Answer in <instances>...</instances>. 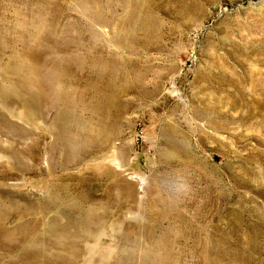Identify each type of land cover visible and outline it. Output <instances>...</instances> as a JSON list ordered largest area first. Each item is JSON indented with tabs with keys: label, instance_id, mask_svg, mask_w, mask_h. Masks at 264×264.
Returning a JSON list of instances; mask_svg holds the SVG:
<instances>
[{
	"label": "rangeland",
	"instance_id": "obj_1",
	"mask_svg": "<svg viewBox=\"0 0 264 264\" xmlns=\"http://www.w3.org/2000/svg\"><path fill=\"white\" fill-rule=\"evenodd\" d=\"M82 1L0 0V200L43 203L10 207L0 264H117L161 238L169 264H264V0H194L187 11L193 0H152L148 46L140 32L127 53L109 42L121 2L100 1L110 27L92 29L107 41L91 36ZM110 56L127 62L115 71L118 109H106L115 135L70 162L59 111L45 101L31 115L8 73L14 63L43 76L57 65L87 101V68ZM9 146L25 165L8 159Z\"/></svg>",
	"mask_w": 264,
	"mask_h": 264
},
{
	"label": "bare ground",
	"instance_id": "obj_2",
	"mask_svg": "<svg viewBox=\"0 0 264 264\" xmlns=\"http://www.w3.org/2000/svg\"><path fill=\"white\" fill-rule=\"evenodd\" d=\"M100 1H102V0H83L81 3V12L80 13H81L82 17H85L86 23L90 28L89 32H90L91 36L95 39L102 38V39L108 41L109 38L108 39L104 38L105 36H103V34L101 32L95 31L96 28L92 29L94 25H97V27L98 26L110 27V21L111 20H108L107 17L105 16L104 8L103 7L101 8ZM107 1L108 2H113V1L121 2V3H119L121 12L118 14L119 26L112 29V33H111L112 37H110L109 42L113 43V46H115V48L119 49L122 53L131 52L134 50L133 47L136 45V43L139 40H142L143 36L140 38L139 34H140V32H143L142 35H145L144 38H146L144 40V43L146 46H148L150 33H151V30L153 29V26H152L153 23L152 22L155 19V17L153 16V14L151 12V9H150V5L152 4V0H107ZM159 1L163 2L164 0H159ZM195 3L196 2L193 0L188 4H185V6H186L185 11L192 10L195 6ZM117 6H118V4H117ZM117 13L115 12V14H117ZM188 18H190V16ZM44 36L53 37V33L51 31V28H49L48 32L45 31L43 33L42 37H44ZM42 41H43V39L40 40V43ZM39 49H41V48H39ZM50 49L52 52L57 51L56 48H50ZM61 50L67 51L68 48L67 47L61 48ZM30 54H33V52ZM55 60L56 59H54V61ZM126 63L119 61L117 56L116 57L110 56V58H108V59H102L99 61L97 60L96 62L90 64V67L87 68L89 70L88 78H90V83L89 82L85 83V81H84V86H86L85 87L86 90L90 91V93H91V96H90L89 100H87V101L84 98L85 95L83 93H81V92L79 93L77 90H74V89L73 90L68 89L65 86V84H62L60 82L62 78H61V73L57 69V65H55L51 69V71L45 73V75L43 76V73H41V68H39V67H34L32 65L28 66L25 63H16V64L14 63L10 69V72L8 73V78L11 80L10 81L11 89H13L16 93H18L19 96H21L23 103L27 106H32V107L34 106L35 107V110L30 108V110L33 112L31 115H37L38 116L39 115V106L41 103H43L45 101L51 102L56 107V109L59 111L60 116L57 117L54 120V122L57 124L60 123L61 133H60L59 138L61 139L62 152L64 153L66 160H70V162H75V161L77 162L79 160L78 158L81 155L82 156L86 155V153L89 152L90 147H96V149L101 150L105 146L106 142L108 140H110L111 138H113L115 135L116 128H117V121L115 119H113L112 116H110L109 111H107L106 109L108 108L107 106H110V105L111 106L114 105L115 106L114 108L118 109L117 108L118 107L117 102L119 100L118 99V96H119L118 92H120L121 89H118V87L116 85V82H115V76H116L115 74L116 73H115V71L117 68H120V67L122 68L123 66H125ZM83 66H80L79 64L77 65V67H79L81 71L86 69ZM74 81H76V79L72 80V82H74ZM126 88H129L128 83L124 87V89H126ZM80 110H82L83 112H87L90 115V117L88 116L89 118H84L83 116H81L80 113L78 112ZM93 117L97 118L96 124H94V119H92ZM73 124L76 125L75 129L77 130V132H75V134H74ZM24 138H25V136H24ZM31 142H32V140H31ZM5 151L8 154L9 160L11 159L10 153H12L11 156L14 160L17 159L16 161L18 162V164H17L18 166H20L21 163L24 165L26 164V160L24 158H22V160L24 162L21 160L22 156L20 157L21 152L19 150H15L13 152L11 146H9ZM112 151L115 152L114 150H112ZM115 160H117L116 157H115ZM0 161H2V160H0ZM112 161H113V159H112ZM6 172H7V170H6ZM238 175L240 176V174H238ZM237 184H239V182ZM223 185H222V187H223ZM129 191L130 190H128V192ZM114 193H116V192L114 191ZM158 195H159V193H158ZM128 196L131 197V199L133 198V194L128 195ZM119 201H120V199H119ZM101 203H105V202H101ZM115 203H116V201H115ZM204 204L205 203H203V205ZM28 205H29V207H27V206L19 207L18 204H14V206H9L4 201L0 200V228L2 227V224L5 222L7 217L9 215H11L13 212L10 207H15V209H17L16 210L17 212L19 209L21 212H25L29 209L31 211V210H35L38 207H43L42 206L43 203H40V204L29 203ZM44 205H46V204H44ZM109 205H110V203H109ZM117 205L118 204H116L115 206H117ZM93 207H91L90 209L93 210L96 206L94 208ZM45 208H47V205L44 206V209ZM107 208H108V206H107ZM111 209L113 210V208H111ZM111 209H109V210H111ZM89 212H91V211H89ZM108 212H110V211H108ZM91 215H93V214H91ZM91 215H88V216H91ZM97 216H96V218H97ZM181 216L183 217V215H181ZM94 222H95V220H94ZM104 222H106V221H104ZM23 228H24V226L20 225V226H18L17 229L19 231H21ZM12 234H13L12 231L7 230L6 233L4 234V236L9 238ZM98 236H96V237H98ZM36 243L38 244L39 242H37L36 240H33V239L30 240V245H34V244L36 245ZM59 244L62 245L61 239L59 240ZM126 254H128L127 257L125 256ZM126 254L125 253L122 254L121 258L118 259L117 264H169L171 261L173 251H172L171 245L165 240V238H161L159 240L158 244H155L150 248L144 249V248L138 247L132 253H130V254L126 253ZM206 261H207L206 264H215V260H212V262H210V261H208V258H207Z\"/></svg>",
	"mask_w": 264,
	"mask_h": 264
}]
</instances>
